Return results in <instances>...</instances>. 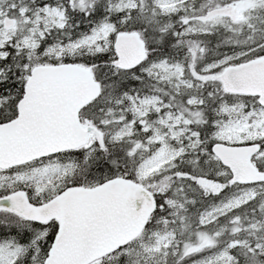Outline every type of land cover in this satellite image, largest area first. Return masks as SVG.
Returning <instances> with one entry per match:
<instances>
[{"label":"trees","instance_id":"16d2710c","mask_svg":"<svg viewBox=\"0 0 264 264\" xmlns=\"http://www.w3.org/2000/svg\"><path fill=\"white\" fill-rule=\"evenodd\" d=\"M117 1L84 0L80 5L78 0H42L41 3L57 5L65 11L67 21L64 25L53 27L34 49L11 48L7 44L0 48V122L15 117L17 102L34 64L78 62L91 65L94 77L101 84L100 95L81 109L80 119L101 132L104 144L100 147L91 138L84 146L0 169V197L22 190L30 202L39 204L69 185L93 186L115 176L127 177L150 191L155 208L141 233L125 246L97 260L99 264H182L189 255L185 252L184 256V238L190 244L202 238L210 240L216 251L227 248L231 241H240L241 244L229 248L235 264H264V192L215 219L201 221L202 213L210 205L242 188L233 181L231 170L212 155L215 138L211 120L216 118L217 123L226 115L219 111L224 103L234 104L238 109L230 112L232 117L225 116L231 122L252 120L257 117L258 102L250 95L226 92L217 78L193 79L190 86L177 88L167 80H155L144 70L159 60L182 68L187 66L190 56L185 43L189 35L183 34V29L190 24L204 28L190 35L201 45L196 67L244 50L246 53L232 62L264 55V24H254L248 15L255 11L264 16V0H185L176 12L165 14L154 0H133V7L121 10L112 8ZM7 3L17 8L32 5L27 0ZM248 5L251 6L247 9ZM229 12L238 17H232ZM215 13L216 20L206 22L211 21ZM105 22L115 25L116 31L140 33L147 54L139 66L126 70L111 63L116 57L114 32L100 50L75 44L79 37ZM150 95L160 97L167 108L189 116L193 121L189 126L204 140L205 146L203 153L190 150L171 164L144 175L139 168L158 147V142L147 140L151 132L143 129L130 97ZM191 99L196 102L190 104ZM215 109L216 115H213ZM147 116H151V111ZM128 124H131V132L121 134V128ZM50 162L64 167L48 181L36 175L21 179L13 174ZM199 179L216 182L219 185L216 195L201 186ZM57 229L55 219L40 223L0 207V243L9 241L20 247L11 264H40ZM167 232H173L174 241L179 243L150 255L148 246L153 237Z\"/></svg>","mask_w":264,"mask_h":264},{"label":"water","instance_id":"95a60500","mask_svg":"<svg viewBox=\"0 0 264 264\" xmlns=\"http://www.w3.org/2000/svg\"><path fill=\"white\" fill-rule=\"evenodd\" d=\"M12 20L6 17L5 26ZM112 64L132 69L146 58V43L136 30H121L113 39ZM217 78L226 92L258 96L264 106V56L223 68ZM101 84L92 66L77 62L39 63L31 67L17 102L15 117L0 122V169H8L61 151L84 146L90 135L104 147L101 132L80 119ZM257 144L216 142L212 151L233 173V181H264L251 155ZM0 207L26 219L59 226L40 264H92L135 239L154 211L150 191L123 176L93 186L69 185L34 204L22 190L0 197Z\"/></svg>","mask_w":264,"mask_h":264},{"label":"rangeland","instance_id":"374dc122","mask_svg":"<svg viewBox=\"0 0 264 264\" xmlns=\"http://www.w3.org/2000/svg\"><path fill=\"white\" fill-rule=\"evenodd\" d=\"M1 1V0H0ZM4 1V0H3ZM28 4L31 0H27ZM33 1V0H32ZM42 1V0H40ZM84 0H78L80 5L83 4ZM185 0H154L155 4L158 6L162 13L176 12ZM30 10L31 13L28 15L25 13L27 7L17 8L15 4H8V8L13 9L11 12L15 16L16 26L15 28H8L3 24V19H0V48L5 44H9L13 34L17 33V36H23L15 45L20 47L22 45H27L29 43L36 44V35H46L53 27H61L67 21L65 11L58 7L57 5H50L47 3L35 2L32 3ZM247 4V2H246ZM4 5V4H3ZM1 5L0 2V18L3 16L7 8ZM134 6L133 0H118L112 5L113 9L121 10L125 8H131ZM251 5L246 6L248 9ZM218 13V12H216ZM215 15H211L213 18L211 21L216 20ZM230 13V12H229ZM232 17H238L236 13H230ZM248 15L253 19L254 24L262 25L264 24V16L256 14L255 11H250ZM211 18L208 16V19ZM30 22L34 26H25L27 22ZM36 23H39L36 27ZM197 24L187 25L183 31V34H188V41L186 44L188 48V55L190 56V61L187 66L182 68L180 65L171 64L165 62L164 60H159L146 66L144 70L147 75L151 76L155 80H167L176 86L184 84L185 86H190L191 80L201 79V78H217V75L221 73L223 68L232 62L242 54L246 53V50L235 53L234 55H226L215 62H210L206 65L196 67L195 63L197 61V56L201 45L194 41L190 35L197 32L204 31V28L198 27ZM116 33V27L110 22H105L99 27L93 29L89 33L82 36L75 44H86L89 47H94L96 50L102 49L104 44H107V38L112 33ZM43 35V36H44ZM41 36V38L43 37ZM114 39V38H113ZM20 49V48H17ZM3 54V52H1ZM130 100L132 102L133 108L136 110L138 118L143 125L144 130H150L149 138L150 142H158V147L155 151L150 154L141 164L140 172L144 175L151 174L168 164H171L177 157L185 155L190 150L195 149L193 147L198 143L196 137H188L190 145L181 141V134L187 131L185 123L189 122L188 119L184 118L182 113L178 111H173L167 109L166 105L162 104L161 98L156 95H150L145 97H135L131 96ZM195 99L189 100V103H193ZM196 102V101H195ZM161 107H163L161 112ZM230 108L222 105L219 109L220 113L230 114ZM154 110L157 115L154 114L153 117L147 116L149 111ZM222 116L216 123L217 127L214 132V136L218 141H225L229 143H242L252 140L256 137L264 136V110L257 111V117L252 120L234 121L231 122L229 117ZM147 116V118H145ZM131 132V124L125 125L120 130L121 134H129ZM194 134V133H192ZM187 138V136H186ZM205 146V145H204ZM204 146L202 147L200 153L204 152ZM264 155V148L261 151ZM63 165L56 162L44 163L39 165H34L22 170L13 172L19 178H28L33 175L36 177L44 178L46 181L50 180L57 172L63 169ZM199 184L210 191V194L216 195V182L198 180ZM256 188H240L236 193L230 195L224 200L210 205L201 215V221L208 222L211 219H215L218 215L225 214L230 209L240 206L241 204L253 199L257 196ZM174 233H159L153 237L152 242L148 246L150 255L159 254L163 248L169 246H176L179 242L175 239ZM187 238L183 239V250L184 256L185 252L188 253L187 261L182 264H235L236 259L229 251V248L241 244L240 241H231L227 248H222L216 251V247L212 245L210 240L205 241L202 238L197 241L196 244H190ZM20 247L12 244L9 241H4L0 243V264H11L19 253Z\"/></svg>","mask_w":264,"mask_h":264},{"label":"flooded vegetation","instance_id":"af4514ba","mask_svg":"<svg viewBox=\"0 0 264 264\" xmlns=\"http://www.w3.org/2000/svg\"><path fill=\"white\" fill-rule=\"evenodd\" d=\"M9 0H1L0 2H1V5H3L5 8H7L6 9V11L4 12V14H3V16L0 18L1 19V21H2V19H3V24L5 25V20H6V17H9L11 20H12V24L8 27V28H15V26H16V21H15V16H14V14H12L11 12H14L13 11V9H10V8H8L7 6H8V2ZM35 2H38L37 0H31V3L30 4H32V3H35ZM40 2V1H39ZM7 5V6H6ZM32 5H34V4H32ZM25 13L26 14H30L31 13V10H30V8H28V9H25ZM38 25H40L39 23H36V27L38 26ZM25 26H31V27H33L34 25L33 24H31L29 21L25 24ZM26 34H28V33H24V35L22 36V37H24ZM40 35V34H39ZM39 35H36V36H32V37H35V39L37 40L36 41V44L35 43H29V44H27V45H22V46H20V47H17L16 45H15V43H17V41H19L22 37L21 36H17V33H15V34H13V37H12V39H11V41L9 42V44H7L8 46H10L11 48L13 47V48H27V49H34V48H36L38 45H40V42H41V36H43V35H41V36H39ZM82 37V36H81ZM81 37H79V39L81 38ZM259 56H264V55H259ZM254 57H258V56H254ZM254 57H251V58H254ZM248 59H250V58H248ZM211 62H215V60H213V61H211ZM210 63V62H209ZM206 64H208V63H206ZM206 64H203V65H206ZM232 64V63H231ZM216 78V77H215ZM191 82H193V80H191ZM180 85H184V84H180ZM180 85H178V86H176L177 88L180 86ZM251 97H253V98H255L256 99V101L258 102V107H257V109L258 110H264V106H262L260 103H259V101H258V96H253V95H250ZM185 102H187V98H186V100H185ZM224 105L225 106H230V107H233V108H230V110L231 111H233V112H235V110H238L237 109V107H236V105H229V104H227V103H224ZM162 109H163V107H161V112H162ZM167 109H169L170 110V108H167ZM257 110V111H258ZM176 111H178V113L180 112V113H182V115H183V112L182 111H180V110H176ZM154 114L155 115H157V112L155 113L154 112V110H152L151 109V117H153L154 116ZM213 115H216V109L213 111V113H212ZM184 116V118H186V119H188V121L189 122H186L184 125H185V127L187 128V131L183 134H181V137H182V139H181V141H184V143H186V144H188V145H190L188 142L190 141V138L188 137V134H190V137H196V141L198 142L197 144H196V146L195 147H193V148H195V149H192L193 151H196V152H199V151H201V149H202V147L204 146V140H202L201 139V137L199 136V134L198 133H196L194 130H192L191 129V127L189 126V124H190V122H193V121H191V118H189V116H187V115H183ZM206 119H210L209 117H207ZM211 122H212V126L214 127V132H215V130H216V118L215 119H212L211 120ZM192 133H194V134H192ZM186 136H187V138H186ZM213 137L215 138V136H214V134H213ZM262 139H264V136H260V137H256V138H254V139H252V140H249V141H246V142H242V143H240V144H257L258 146H259V150L256 152V153H254V154H252L251 155V161H252V163L254 164V166L256 167V169L258 170V171H262V172H264V155L263 154H261V151L263 150V149H261V142H262ZM216 142V138H215V141H214V143ZM225 142V141H224ZM157 143V142H156ZM213 143V144H214ZM228 143V142H227ZM212 144V145H213ZM211 151H212V146H211ZM212 155H213V157L216 159V155L213 153V151H212ZM258 163H261V165H259ZM232 177H233V174H232ZM236 182H238L237 184H239L243 189L244 188H256V192L257 193H263L264 192V181H253V182H241V181H236ZM241 188V189H242ZM92 264H99L98 262H93Z\"/></svg>","mask_w":264,"mask_h":264}]
</instances>
